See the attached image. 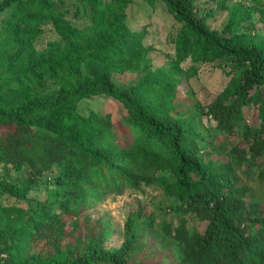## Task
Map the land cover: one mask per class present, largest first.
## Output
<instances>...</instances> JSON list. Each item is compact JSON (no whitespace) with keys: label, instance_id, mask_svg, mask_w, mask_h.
<instances>
[{"label":"trees","instance_id":"1","mask_svg":"<svg viewBox=\"0 0 264 264\" xmlns=\"http://www.w3.org/2000/svg\"><path fill=\"white\" fill-rule=\"evenodd\" d=\"M65 1L88 11L90 24L66 20ZM131 1L0 0V15L8 12L0 27V164L53 173L57 200L54 213L0 207V246L8 256L0 264H264V42L238 33L254 29L259 17L233 5L217 32L193 0H143L162 2L172 16V65L121 89L112 76L137 70L150 51L144 33L126 24ZM47 26L58 37L37 48ZM201 65L226 77L207 106L212 131L238 134L239 142L203 140L171 104L175 73L190 78ZM97 96L117 101L122 112H78L81 101ZM250 105L257 120L238 129ZM213 155L223 162L213 163ZM152 185L177 205L160 245L138 241L131 217L118 249L103 247L102 238L59 244L68 226L80 227L95 194ZM0 190L21 200L30 186L0 180Z\"/></svg>","mask_w":264,"mask_h":264},{"label":"rangeland","instance_id":"2","mask_svg":"<svg viewBox=\"0 0 264 264\" xmlns=\"http://www.w3.org/2000/svg\"><path fill=\"white\" fill-rule=\"evenodd\" d=\"M193 3L195 8L200 10L201 15H206L208 27L217 32H221L227 24L229 10L233 5L241 4L250 8L252 19L259 17V21L253 25L254 29L249 30V27L244 26L238 30V33L245 36L247 40L264 42V0H193ZM70 4L65 1L64 7H61L64 18L77 28L88 26L90 24L88 11L86 13L75 9ZM125 13L128 28L132 31L143 32L142 43L150 48L137 70L112 76L113 83L119 88L130 89L135 81L145 73L158 70L166 73L171 68L172 57L170 56L173 54V46L168 43V37L173 26V19L160 1L148 5L143 0H132ZM7 15L8 12L0 15V27L2 19ZM57 37L50 27H44L36 46L42 49L48 41L56 40ZM4 42L5 39L1 37L0 45ZM180 66L183 71L188 70L189 61L183 62ZM174 78L178 79L179 84L176 86L171 104L183 112V118L189 121L190 127L197 136L202 137L203 140L213 139L216 144L241 140L238 134L227 137L213 132V121L207 115V106L212 102L214 95L226 84V77L222 72L218 69H211L207 65H201L198 74L190 78L183 75L180 77L179 73H175ZM77 108L82 115L94 112L97 114L111 113L115 116L122 112V106L106 96L83 100ZM245 109L248 115L239 122L238 129H243L245 125L253 124L257 120L254 105ZM205 142L203 141V146ZM210 159L215 164L223 162V158L217 155L211 156ZM52 174L45 173L36 176L28 168L16 170L11 165L0 164V180L30 186L27 195L21 200L10 197L0 190V207L15 206L35 211L44 207L47 213H54L57 200L55 201L54 188L49 183V177ZM176 207L175 198L156 185L141 186L136 190L125 188L120 192L97 193L91 197L87 207L81 211L80 227L72 232V227L68 226L59 244L66 242L74 245L78 239L81 246H86L91 238H102L103 247L118 249L127 239L126 223L131 217L132 229L138 241L144 244L160 245L161 240L165 239L163 225L176 223L178 216ZM41 247L42 244H38L35 251H39ZM10 252L14 255V248H11ZM6 253L4 247L0 246V261L7 259Z\"/></svg>","mask_w":264,"mask_h":264}]
</instances>
